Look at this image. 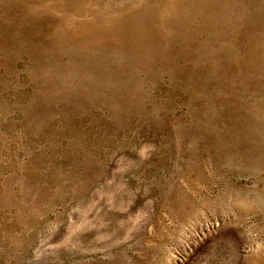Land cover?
<instances>
[{
    "label": "rangeland",
    "instance_id": "obj_1",
    "mask_svg": "<svg viewBox=\"0 0 264 264\" xmlns=\"http://www.w3.org/2000/svg\"><path fill=\"white\" fill-rule=\"evenodd\" d=\"M0 264H264V0H0Z\"/></svg>",
    "mask_w": 264,
    "mask_h": 264
}]
</instances>
